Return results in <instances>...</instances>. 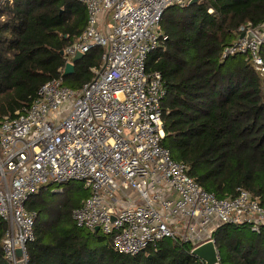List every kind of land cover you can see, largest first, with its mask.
Returning a JSON list of instances; mask_svg holds the SVG:
<instances>
[{
	"label": "built area",
	"instance_id": "2783aa9c",
	"mask_svg": "<svg viewBox=\"0 0 264 264\" xmlns=\"http://www.w3.org/2000/svg\"><path fill=\"white\" fill-rule=\"evenodd\" d=\"M81 1L87 24L67 47L66 62L100 46L102 69H93V80L78 90L64 85L62 77L48 81L30 106L0 123L7 260L28 263L36 213L27 204L49 183L81 182L89 196L74 211L77 225L112 236L119 253L135 255L165 238L190 242L194 250L215 242L214 231L223 224L261 232L264 205L256 197L238 187L235 196L218 198L162 144L166 89L160 72H148L147 58L167 39L160 29L165 12L193 0ZM263 46L264 21L241 27L222 58L245 54L263 73Z\"/></svg>",
	"mask_w": 264,
	"mask_h": 264
},
{
	"label": "trees",
	"instance_id": "16d2710c",
	"mask_svg": "<svg viewBox=\"0 0 264 264\" xmlns=\"http://www.w3.org/2000/svg\"><path fill=\"white\" fill-rule=\"evenodd\" d=\"M212 9V12L209 10ZM264 21V0H201L173 6L162 17L167 35L147 58L148 72H160L163 146L189 174L218 198L247 189L264 205V72L245 54L222 58L241 27ZM87 9L81 0H0V123L30 106L42 85L63 78L78 90L104 65V49L92 46L63 75L65 51L84 31ZM264 59V46L262 49ZM89 190L81 182L40 187L29 200L36 213L35 239L27 264H206L193 244L165 238L129 255L116 251L112 236L77 225L74 211ZM0 264H11L2 242ZM221 264H264V229L223 224L213 235Z\"/></svg>",
	"mask_w": 264,
	"mask_h": 264
},
{
	"label": "water",
	"instance_id": "95a60500",
	"mask_svg": "<svg viewBox=\"0 0 264 264\" xmlns=\"http://www.w3.org/2000/svg\"><path fill=\"white\" fill-rule=\"evenodd\" d=\"M198 3V0H193L191 4ZM244 34L240 35L243 38ZM84 56V53H77L71 62H68L64 68L63 75H70L75 71V63ZM95 231H99L97 227ZM193 253L205 261L206 264H221L220 254L214 241L205 243L193 250ZM18 255H21V250H18ZM19 264H24L20 262Z\"/></svg>",
	"mask_w": 264,
	"mask_h": 264
}]
</instances>
